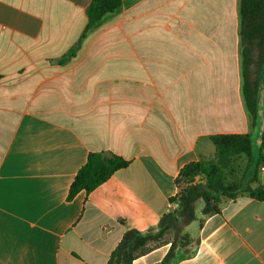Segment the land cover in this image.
Here are the masks:
<instances>
[{"label":"crops","instance_id":"obj_1","mask_svg":"<svg viewBox=\"0 0 264 264\" xmlns=\"http://www.w3.org/2000/svg\"><path fill=\"white\" fill-rule=\"evenodd\" d=\"M241 1L138 0L85 35L93 0H0V264H108L128 230L176 207L182 169L217 159L213 137L262 143ZM91 153L129 166L70 201ZM203 208L171 264H264V201L240 195L204 221ZM170 248L134 264H164Z\"/></svg>","mask_w":264,"mask_h":264},{"label":"trees","instance_id":"obj_2","mask_svg":"<svg viewBox=\"0 0 264 264\" xmlns=\"http://www.w3.org/2000/svg\"><path fill=\"white\" fill-rule=\"evenodd\" d=\"M136 1L93 0L88 10L89 24L85 35ZM240 15L243 96L251 125L255 128L260 121L259 94L264 78V0H242ZM212 140L217 149V159L191 163L182 169L177 178L179 193L170 200L177 205V209L164 215L155 230H128L108 264H134L136 260L167 245H171V248L164 264L177 260L185 239V229L198 220L200 201L204 202L203 221L220 214L224 203L240 195L248 194L258 201H264V185L260 180L261 167L264 165V131L260 145L256 144L251 134L221 135ZM238 158H245L248 162L240 181L230 174L233 162ZM128 166L129 162L115 154L91 153L87 163L78 172L68 199L72 201L83 191L91 194ZM199 178H203V181L198 182ZM169 232L174 233V238L166 237Z\"/></svg>","mask_w":264,"mask_h":264},{"label":"rangeland","instance_id":"obj_3","mask_svg":"<svg viewBox=\"0 0 264 264\" xmlns=\"http://www.w3.org/2000/svg\"><path fill=\"white\" fill-rule=\"evenodd\" d=\"M263 86H264V78H263L262 83H261V90H262ZM263 103H264V100H262V104ZM263 106L261 108V112L259 111V113H260L259 115L261 117L263 115ZM260 130L261 131L263 130V127L262 126L257 131L259 132ZM247 166H248L247 159H245V158H238V159H236L233 162V165L231 167V171H230L231 177H234L236 180L240 181L243 178L244 173L246 172ZM260 180H261V182L264 181V173L262 171L260 173ZM197 181L198 182H202L203 181V178H199V179H197ZM185 231H186V229H185ZM185 231L183 233V236H185ZM166 237L169 238V239H172V238H174V233L173 232H169ZM181 244H182V248L180 249L182 251L181 254L184 255V257L189 256L190 255L189 245H191V244H190L189 239L186 236H185L184 241Z\"/></svg>","mask_w":264,"mask_h":264},{"label":"built area","instance_id":"obj_4","mask_svg":"<svg viewBox=\"0 0 264 264\" xmlns=\"http://www.w3.org/2000/svg\"><path fill=\"white\" fill-rule=\"evenodd\" d=\"M261 171L264 173V165L261 167ZM176 208H177V205H176V207H175L174 209H176ZM174 209H173V210H174ZM173 210H172V211H173Z\"/></svg>","mask_w":264,"mask_h":264}]
</instances>
